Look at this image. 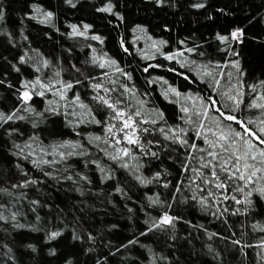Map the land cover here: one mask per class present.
Masks as SVG:
<instances>
[{"label": "trees", "instance_id": "obj_1", "mask_svg": "<svg viewBox=\"0 0 264 264\" xmlns=\"http://www.w3.org/2000/svg\"><path fill=\"white\" fill-rule=\"evenodd\" d=\"M196 4L204 7H194ZM108 5L112 12L99 11ZM0 10V112L15 111L25 117L0 127V189L6 190L0 192V205H4L0 214L8 218L0 220V264H264V196L259 192L264 188V175L258 174L261 178L243 193H231L242 201L247 197L251 204L219 198L202 207L191 199L194 194L204 195L196 188L199 181L189 184L193 174L181 170L187 146L173 144L159 132L142 134L143 152L128 146L133 156L123 161L127 168L121 167L123 162L110 160L100 151L115 155L111 148L89 142L94 136H104V128L87 122L88 109L69 103L78 94L95 119L103 121L107 110L92 99L95 92L91 85L102 82L113 87L109 81L115 80L134 85L138 90L135 99L145 101L142 118L157 120V124L143 127L179 126L187 133L184 138L189 144L195 141L207 148L195 138L197 126L203 122L215 129L219 113L209 110L206 120L193 117L194 123H189L180 109L194 105L197 111H205L210 100H215L217 108L237 116L264 137L259 132L264 127V109L251 107L264 104L260 99L264 96V0H72L71 4L67 0H0ZM47 12L53 16L42 23ZM83 25L90 28L85 30ZM72 26L84 35H74ZM236 30L243 32L239 40L222 42L217 38L230 37ZM167 55L175 58L168 60ZM94 59L114 60L116 65L101 69ZM237 61L239 69L232 66ZM117 66L131 75V81L116 73ZM105 71L106 77L102 75ZM205 72H212V77ZM37 77L56 84L57 89L59 82H71L74 87L64 92L67 99H60L55 89L43 96L32 92L26 105L32 111H26L19 98L25 91L22 84ZM152 80L157 82L149 83ZM169 86L181 97L172 93L166 97ZM226 94H239L242 102L237 106ZM69 112L76 115H67ZM161 112L163 120L158 115ZM77 120L85 122L77 126ZM229 126L243 133L239 125L224 120L222 127L227 130ZM65 140L80 143L83 149L76 151L86 154L53 167L45 165L43 171L30 162L41 158V149ZM149 151L158 153V158L144 154ZM193 155L199 158L204 153ZM42 158L58 159L52 155ZM190 163L199 166L198 159ZM157 172L161 173L159 181L140 183L136 179L152 180ZM29 179L38 183L12 187ZM157 195L160 203L152 205L147 197L155 199ZM13 213L15 220L11 219ZM165 213L179 218L174 226L141 235ZM57 231L60 236L48 238ZM132 240L136 243L129 244Z\"/></svg>", "mask_w": 264, "mask_h": 264}, {"label": "snow or ice", "instance_id": "obj_2", "mask_svg": "<svg viewBox=\"0 0 264 264\" xmlns=\"http://www.w3.org/2000/svg\"><path fill=\"white\" fill-rule=\"evenodd\" d=\"M68 3L71 4L72 0H67ZM157 3H163V0H156ZM75 6V5H73ZM37 11H39L38 6H33ZM194 7L202 8L204 7L203 4H196ZM99 11L102 12H112V6L108 5L105 6ZM45 20L41 21L42 23L48 22L53 13L47 12L44 13ZM35 18V17H33ZM3 19V12L0 10V20ZM84 29L87 30L90 28V25H83ZM73 34L74 35H84L83 32L77 30V26H72ZM243 35L242 30H236L232 32L229 36H220L218 35L217 38L222 41L226 42L229 38L233 40H239L240 37ZM91 39L99 40L101 43L103 42L102 38L99 36H92ZM161 44H165V41H161ZM153 47H157L156 43H153ZM127 51V49H125ZM188 52H192L193 49H187ZM178 55H183V53H179ZM174 55H167L166 59L172 60L174 59ZM20 61L24 62V57H20ZM94 64L101 69H105L106 67L116 65L114 60H107L104 62H100L97 59L93 60ZM47 67V62L44 65ZM219 66V65H218ZM233 67L239 69L238 61L232 64ZM149 67H155L154 65H149ZM183 67V65H182ZM19 71V69H16ZM40 69H37L39 72ZM79 71V69H76ZM116 73L120 76L126 78L127 81H131V75L124 72L123 69L119 68L118 66L115 68ZM145 72L148 71V68L144 69ZM205 75L212 77V72H205ZM103 76H107L108 73L105 71L102 73ZM56 76H59V73H56ZM162 79V78H161ZM185 79H188L185 76ZM156 80L149 81V83H156ZM2 83V81H0ZM61 87L59 89L56 88V84L51 82L44 83L42 82L39 77L36 78L35 81L25 82L22 84V87L25 91L22 93L21 97H19L25 105L26 111H32L30 108H27V102L32 98V92H35L36 95L43 96L45 91H52L53 89L56 90V94L60 96V99H67L64 95L65 91L73 89L74 85L71 82H59ZM76 83H80V81H76ZM113 87H105L102 82H98L92 84L91 87L93 88L95 95L92 99L95 101L99 108H103L107 110V116L105 120H97L95 119L94 114L91 113V109L88 105L84 104L78 94L74 95L71 101L69 102L73 107H78L81 109H88V114L90 119L87 120L88 123H95L105 130L104 136H94L89 141L90 143L93 141L102 142L111 148L116 154L111 155L108 154L105 149H100V151H105V154L108 155V158L113 161L123 162L125 158L132 157L133 151L130 147L132 146L135 149H139L143 152V145H142V134L152 135L154 132H159L160 135L163 136L165 140L171 141L173 144H179L181 147L187 146L186 151L188 153L187 157L185 158V163L181 165L182 173H192L194 176L193 178H189V184H196V181H199V184H196V188L200 193H204L203 196L193 195L191 199L193 201L198 202L202 207H206L209 205L210 200L215 201L219 198L222 200H228L231 198L236 204L241 203H248L251 204V201L245 197L242 201L237 199L235 195H231L232 192H239L243 193L245 187L250 184L255 183V181L259 178L258 174L264 175V137L261 135H257L253 132L250 128L247 127V124L237 116L225 113L220 108L216 107V101L210 100V104L205 111H197L195 106L193 105L192 108L190 107H181L180 111L188 116V122L194 123L193 117L204 121L207 119V114L209 110H214L215 112L219 113V116L216 118L217 123L215 125V129L212 126L206 125L205 123H200L197 127L199 131L195 133V138L202 140L204 144H207V148L199 147L195 141L189 144L188 140L184 137L187 135L183 128L179 126L175 128H165L160 127L158 129H150L148 127H143L145 124H157V120H144L143 117V106L145 101L141 99H135L137 96V91L135 90L134 85H129L125 82L120 81H109ZM167 84V81H164ZM218 83V81H217ZM264 83V82H262ZM37 88L42 89L37 91ZM255 88L253 87V91ZM169 93H172L176 97H181V93L169 86L164 92V95L167 97ZM115 94V95H113ZM227 95V94H226ZM239 95V94H238ZM238 95H227V98L231 100L234 104L239 106L242 102L241 99L238 98ZM186 100L191 101V96H186ZM201 99V98H198ZM260 99H264V96H261ZM135 100V103H133ZM51 103V102H50ZM204 107V105H201ZM251 107L262 108L264 109V104L254 103ZM19 111V109H17ZM37 115L43 116L42 113H38ZM67 115L75 116V112H69ZM161 120H163V113H158ZM15 119L23 120L25 119L24 116H17L16 112L5 114L0 112V127L3 124L8 123L9 121H13ZM180 119L183 121L184 116H181ZM224 120L234 122L235 124L239 125L243 129V133L238 131H233L231 126L228 127L227 130L222 127V123ZM83 120H77L76 124L79 126L80 123H83ZM71 121H68V124L71 126ZM264 123V121H261ZM33 127H37V124H33ZM259 132L264 134V127L259 128ZM9 136L12 135L11 132L7 133ZM76 135H80V133H76ZM33 140L38 139V137H33ZM87 139V138H86ZM149 145L153 142L148 141ZM158 143V142H157ZM121 144L125 146L121 147ZM29 146L30 145H26ZM17 148L20 146L17 145ZM99 148V144H97ZM83 149V145L78 142L65 140L58 144L49 145L47 149H41L42 156L39 159H33L30 162L33 164L34 167L43 171L44 166L47 165L49 167H53L58 163L65 162L68 158L72 156H83L86 153L81 151H76V149ZM23 151V149H21ZM202 152L204 155L200 156L199 158L193 155L194 152ZM145 155H151L152 157L158 158V153L149 151L148 153H144ZM52 155L58 157V159H44L43 156ZM25 159H28L26 156ZM193 159H198V167H192L190 161ZM87 163V162H86ZM259 165V166H258ZM121 167L127 168L128 164L126 162L120 163ZM66 171V170H65ZM101 172L104 170L101 168ZM27 175V173H24ZM45 176L49 178L56 179V177L52 176L49 172H44ZM161 176L160 172H157L153 175L152 180L145 181L140 176H137L136 179L140 181V183H152L153 180L159 181ZM67 179H71V177H66ZM111 177L105 176L104 179H110ZM81 179L86 180L87 177H81ZM239 181L241 184H237L236 182ZM38 181L36 180H25L23 183L19 185H13V188H26L28 185H35ZM169 185L165 183L163 187L167 188ZM182 182L178 183L176 187V191L179 192L181 190ZM203 186V187H202ZM219 191V197H217V191ZM6 191L5 189H0V192ZM120 191V189H117ZM259 192L262 196H264V188L259 189ZM11 193H9L10 195ZM248 196L251 195V192L247 194ZM147 199L151 202L152 205H157L160 203L159 196L155 199L153 197H147ZM33 204L38 203L37 201H33ZM4 205H0V208H3ZM227 211V208L224 209ZM131 211V209H129ZM238 211V210H237ZM8 218L4 215L0 214V220H7ZM12 220L16 219V215L13 213L11 216ZM39 219V217H37ZM178 217H172L165 213L161 216L158 220H153L149 227L147 228L146 232L141 233V235H147L149 232L154 231L155 229H162L165 227H172L174 226L175 222L178 220ZM146 223H149L146 221ZM17 227H23V225H16ZM264 231V228L261 229ZM60 232H51L49 235V239H55L60 236ZM74 239H79V237L74 236ZM89 239H94L93 237L89 236ZM129 244L136 243L135 240L129 241ZM235 243H239V241H235ZM128 245H123V247H127ZM264 247V242L261 244ZM71 264V262H69Z\"/></svg>", "mask_w": 264, "mask_h": 264}]
</instances>
